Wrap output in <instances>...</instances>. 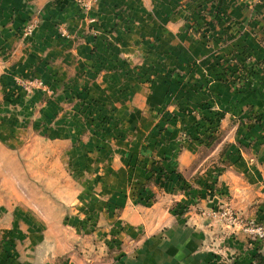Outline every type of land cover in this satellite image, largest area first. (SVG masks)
<instances>
[{
    "label": "rangeland",
    "instance_id": "rangeland-1",
    "mask_svg": "<svg viewBox=\"0 0 264 264\" xmlns=\"http://www.w3.org/2000/svg\"><path fill=\"white\" fill-rule=\"evenodd\" d=\"M180 6L182 44L153 54L147 45L146 70L133 72L147 99L155 83L163 90L144 139L131 140L130 124L78 77L7 76L0 67V264L138 259L158 235L140 229L142 211L162 199L172 220L188 227L191 213L222 230L226 210L256 223L228 205L218 186L233 180L227 197L243 199L249 194L239 179L247 173L232 167L257 164L264 174V0ZM33 18L21 41L33 35L38 17L23 35ZM249 193L264 204V188ZM126 208L135 220L123 215Z\"/></svg>",
    "mask_w": 264,
    "mask_h": 264
},
{
    "label": "crops",
    "instance_id": "crops-1",
    "mask_svg": "<svg viewBox=\"0 0 264 264\" xmlns=\"http://www.w3.org/2000/svg\"><path fill=\"white\" fill-rule=\"evenodd\" d=\"M181 3L182 0H99L90 14L94 21L89 22L76 0H0V67L7 76L42 73L49 78L78 77V82L87 84L92 97L115 107L118 122L130 124L131 140L144 139L158 118L154 107L160 103L163 90L160 83H155L148 100L146 88L133 81L134 73L146 70L147 45L154 49L153 54L157 48L175 51L177 43L182 44L177 15L184 13L186 6ZM32 17H38V25L29 39L21 41L20 29ZM61 26L67 33L65 38L59 36ZM232 168L245 169L248 176L239 181L249 196L238 200L227 197L234 186V181L228 180L218 186L224 193L223 200L226 197L228 205L245 218L264 223V204L255 194L263 192L262 169L257 164ZM253 171H261L260 176H252ZM252 201L255 208L250 211ZM165 209L162 199L142 211L146 227L140 229L147 235H158L146 243L141 257L128 258L120 264H264L261 245L248 243L239 230L231 234L226 225L221 230L208 219L210 227L200 215L191 213L188 227L173 221ZM123 215L130 220L137 218L131 208H126ZM206 245L220 251L221 256L208 251Z\"/></svg>",
    "mask_w": 264,
    "mask_h": 264
},
{
    "label": "built area",
    "instance_id": "built-area-1",
    "mask_svg": "<svg viewBox=\"0 0 264 264\" xmlns=\"http://www.w3.org/2000/svg\"><path fill=\"white\" fill-rule=\"evenodd\" d=\"M79 9L82 14L86 16L89 22H93L94 19L90 17L91 12L96 8L99 0H76ZM37 17H34L31 23H28L24 30V37L30 36L36 25H37ZM60 33V32H59ZM62 37L67 36L65 31H61L60 34ZM220 217L225 221V225L232 230L231 234H235L234 229L240 230L242 233L246 235V237L253 243V241L264 244V223L257 224L253 222H244L237 217H234L230 211H224L221 213Z\"/></svg>",
    "mask_w": 264,
    "mask_h": 264
},
{
    "label": "water",
    "instance_id": "water-1",
    "mask_svg": "<svg viewBox=\"0 0 264 264\" xmlns=\"http://www.w3.org/2000/svg\"><path fill=\"white\" fill-rule=\"evenodd\" d=\"M263 251H264V249H263Z\"/></svg>",
    "mask_w": 264,
    "mask_h": 264
}]
</instances>
